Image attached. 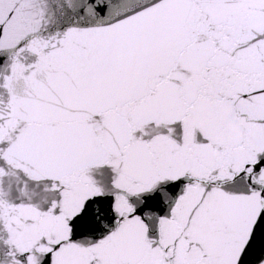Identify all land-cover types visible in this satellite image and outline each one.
<instances>
[{
  "label": "snow or ice",
  "instance_id": "obj_1",
  "mask_svg": "<svg viewBox=\"0 0 264 264\" xmlns=\"http://www.w3.org/2000/svg\"><path fill=\"white\" fill-rule=\"evenodd\" d=\"M0 264H264V0H0Z\"/></svg>",
  "mask_w": 264,
  "mask_h": 264
}]
</instances>
